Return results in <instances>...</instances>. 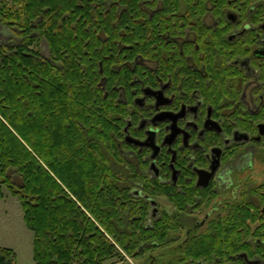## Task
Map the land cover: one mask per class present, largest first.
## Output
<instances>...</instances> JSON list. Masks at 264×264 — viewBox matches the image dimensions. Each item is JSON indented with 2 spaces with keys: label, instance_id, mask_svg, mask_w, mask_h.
<instances>
[{
  "label": "trees",
  "instance_id": "16d2710c",
  "mask_svg": "<svg viewBox=\"0 0 264 264\" xmlns=\"http://www.w3.org/2000/svg\"><path fill=\"white\" fill-rule=\"evenodd\" d=\"M149 1L178 4L0 0V25L18 36L0 41V179L21 182L14 193L33 232L34 264L123 261L175 240L176 211L151 218L150 198L167 197L176 208V188L145 174L142 155L129 160L118 148L141 87L133 83L141 69L130 63L128 25ZM199 6L206 48V1ZM210 245L209 234L193 236L164 264L235 254L206 250ZM0 264H17L13 249L0 247Z\"/></svg>",
  "mask_w": 264,
  "mask_h": 264
},
{
  "label": "flooded vegetation",
  "instance_id": "af4514ba",
  "mask_svg": "<svg viewBox=\"0 0 264 264\" xmlns=\"http://www.w3.org/2000/svg\"><path fill=\"white\" fill-rule=\"evenodd\" d=\"M200 1H149L132 14L129 56L141 87L118 148L129 160L142 155L145 174L176 188L175 257L209 234L206 250L235 254L187 264H264V178L255 176L264 174V0H205L206 48ZM137 44L150 45L138 52ZM151 134L156 155L129 140ZM150 202V217H159L158 199Z\"/></svg>",
  "mask_w": 264,
  "mask_h": 264
},
{
  "label": "rangeland",
  "instance_id": "374dc122",
  "mask_svg": "<svg viewBox=\"0 0 264 264\" xmlns=\"http://www.w3.org/2000/svg\"><path fill=\"white\" fill-rule=\"evenodd\" d=\"M6 31L0 25V41L7 40L10 37L18 39V36ZM41 48L45 55L48 54L47 43L41 41ZM258 179L264 178L260 171L255 173ZM15 185L1 182L0 179V247H7L14 250L17 264H34L33 259V232L24 221V211L19 195L14 190L19 189L20 180L14 181ZM159 203L157 207L167 209L169 212L174 210L173 205L163 196L157 198ZM176 234V232L174 233ZM169 244L147 251V253L138 258L124 256L125 260L109 259L104 264H150L149 259L154 258L155 263L173 260L177 253L178 240ZM150 255L152 257H150ZM118 260V261H117Z\"/></svg>",
  "mask_w": 264,
  "mask_h": 264
},
{
  "label": "water",
  "instance_id": "95a60500",
  "mask_svg": "<svg viewBox=\"0 0 264 264\" xmlns=\"http://www.w3.org/2000/svg\"><path fill=\"white\" fill-rule=\"evenodd\" d=\"M148 92L151 93L150 90H146L145 93H148ZM151 94L156 95L155 93H153V91H152ZM159 97H160V96H157V98H159ZM129 140H130L131 142H134L136 145H144V144H146V145L150 146V147L153 149V154H154V155H156V153H157L158 150H159V146H158V144H157L156 141H155V137H154V135H152V134H151V137H149V138H148V141H146V142H140V141H137V140H135V139H133V138H131V137L129 138Z\"/></svg>",
  "mask_w": 264,
  "mask_h": 264
}]
</instances>
